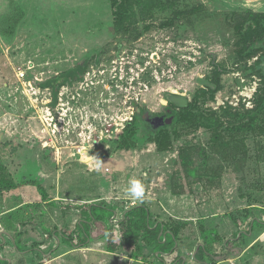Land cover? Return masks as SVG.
<instances>
[{
    "label": "rangeland",
    "instance_id": "rangeland-1",
    "mask_svg": "<svg viewBox=\"0 0 264 264\" xmlns=\"http://www.w3.org/2000/svg\"><path fill=\"white\" fill-rule=\"evenodd\" d=\"M110 1L0 0V16L22 15L12 35L0 33V182L14 186L0 192V203L13 201L24 180L41 185L52 197L57 191L78 198L115 191L132 199L130 181H139L140 202L152 205L159 220L192 227L206 218L207 228L216 233L208 247L217 257L245 251L257 239L259 254L246 264H264V163L257 169L253 161L229 164L208 184L200 170L194 172L203 162L200 152L182 165L178 150L159 152L143 141L140 152L129 155L133 166L120 171L129 157L111 151L123 119L131 116V123L144 113L136 122L137 133L143 136L145 122L148 132L154 131L155 116L168 107L166 95L194 102L199 90L212 88L216 69H222L221 89L214 100L199 97L198 108H253L255 92L264 89V42L254 46L251 56H239L238 37L227 16L233 9L237 14L264 12V0H140L121 28L112 22ZM83 60L88 65L82 79L63 85L60 100L57 95L51 101V88L40 85ZM208 136L198 130L185 138L204 145ZM120 173L126 175L123 183ZM111 175L120 180L110 191ZM36 185L28 187L33 195ZM110 202L115 201L106 200ZM249 230L252 236L234 240L235 249L224 247L227 238ZM108 231L110 249L121 253L122 247L112 243L113 230ZM187 233L179 240V255L185 264H200L193 259L197 249L188 246ZM205 263L240 261L212 263L206 257Z\"/></svg>",
    "mask_w": 264,
    "mask_h": 264
},
{
    "label": "trees",
    "instance_id": "trees-1",
    "mask_svg": "<svg viewBox=\"0 0 264 264\" xmlns=\"http://www.w3.org/2000/svg\"><path fill=\"white\" fill-rule=\"evenodd\" d=\"M139 1L111 0L110 8L113 24L121 28L125 22L129 21L133 14V4ZM194 10L192 9L190 12ZM21 16L20 14L17 17L16 13L13 12L1 15L0 33L5 37L12 35L13 29L17 26ZM227 18L238 37L239 56L254 54L256 52L254 46L264 42V12H254L246 9L237 14L233 9ZM257 64H259V61ZM87 65L86 60L80 61L71 69L58 74L57 77L42 83L40 86L51 88L53 100H56L59 89L63 85H70L74 81L82 79ZM221 72L222 69H216L213 73L212 88L205 87L199 90L196 93L194 102H188L185 108H178L168 103L167 109L155 116L159 121L156 123L154 131L148 132L149 124L145 122L144 129L141 131L142 137L137 133V127L135 126L139 116H144V113H140L134 118L133 122L127 123L125 128L117 134L114 150H136L143 148L146 143H151L159 152L178 150L181 161L184 160L182 165L192 163L191 157L195 152H200L203 154V162L200 164L201 166H194V172L196 168L197 171L200 170L208 180V184H213L215 178H219L221 171L229 164L237 162L244 165L246 162L253 161L255 169H257L260 163H264V89L255 92L253 96L254 106L248 110L236 111L230 107H225L220 108L219 111H202L196 105L197 99L201 96L206 97L208 100H214L215 94L221 89ZM151 118H154V116ZM198 130H204L209 134L204 145L185 138L188 134L195 133ZM139 139L142 140L141 145L138 143ZM143 141L145 144H143ZM185 154L187 157L184 156ZM27 183L36 185L30 180ZM36 187L42 200H46L47 194L41 185H36ZM13 188L12 184L0 182V192L10 191ZM94 207H101V205ZM93 217L91 213V218ZM150 219L151 215L148 207L142 203L138 207L131 208L127 212V221L121 223L122 227L120 228L123 232L124 244L127 248H132L133 252L130 255L133 257H153L161 264H168L166 255L171 256L176 253V257L170 264H177L176 262L181 264L185 257L179 255V240L185 238L183 234L186 231L188 232V246H194L197 249L193 258L197 263L208 264L205 263L206 257H210L212 263L231 258L230 254L217 257L210 252L208 246L213 242L216 233L207 228V225L211 224L206 221V218L198 220L192 227H188L187 223L175 221L167 223L162 221L159 225L153 227ZM246 219L247 217L242 221ZM255 220L258 219L255 218ZM160 231L163 232L161 237H159ZM239 233L240 231L233 234L231 238L235 239ZM240 234V238H242V234L247 235L248 231ZM18 235L22 236L23 233H18ZM232 244L231 240L226 239L224 247L228 249V246ZM34 247H36L35 244ZM257 247V243L252 245L240 264H246L247 261L251 260L254 253L258 255L259 253L255 251Z\"/></svg>",
    "mask_w": 264,
    "mask_h": 264
},
{
    "label": "crops",
    "instance_id": "crops-1",
    "mask_svg": "<svg viewBox=\"0 0 264 264\" xmlns=\"http://www.w3.org/2000/svg\"><path fill=\"white\" fill-rule=\"evenodd\" d=\"M139 150L136 149L140 152ZM111 151L120 152L126 158L135 150L112 149ZM105 157L110 159L112 156L105 153ZM87 160L90 162L89 158ZM112 160L111 158L110 161ZM129 160L130 157L125 164H122L120 171L128 170L129 166H133ZM111 166L114 164L112 163ZM124 175L120 173L119 178L122 179H119L120 181L111 175L108 181L110 191L117 187L113 185L116 179L123 183L126 179ZM27 182L21 181L25 187L21 186L19 195H15L13 201L11 197L8 204L0 203V264H161L153 257L133 259L130 255L132 248H127L124 244L121 223L127 221V212L131 208L144 203L140 202V198L132 199L128 196L126 198L122 192L116 193L115 191L100 195L94 192L88 198H78L76 194H66L63 191L61 194L57 191L56 197L46 193L47 198L43 201L38 192L33 195L28 188L30 184ZM77 200L81 201L80 204H75L74 201ZM106 200L115 202H110L108 205ZM127 200H132L129 203H134V205L127 208L129 204ZM144 204L148 207L153 227H156L162 222L158 219L160 216L158 211L152 205ZM100 205L101 207H94ZM91 213L93 218H91ZM109 229L113 230L112 243L114 247H122L121 253L110 249ZM18 233H23V235L20 236ZM162 234L163 232L160 231L159 237ZM247 235L252 236L251 230ZM239 238L240 233L235 239H227L234 244L233 240ZM259 238L261 239L262 236ZM255 243L257 239L252 244L250 243L248 248ZM34 244L37 247H34ZM233 244L229 245L228 249H235ZM84 249L87 250L82 253ZM247 249L242 251L238 248V253H231L230 259L241 261ZM176 255V253L171 256L166 255L167 263L170 264ZM185 259L183 258L181 264H185ZM220 261L223 260L218 262Z\"/></svg>",
    "mask_w": 264,
    "mask_h": 264
},
{
    "label": "water",
    "instance_id": "water-1",
    "mask_svg": "<svg viewBox=\"0 0 264 264\" xmlns=\"http://www.w3.org/2000/svg\"><path fill=\"white\" fill-rule=\"evenodd\" d=\"M166 100L168 103L175 105L178 108H185L188 104V99L183 96L168 94L166 95Z\"/></svg>",
    "mask_w": 264,
    "mask_h": 264
},
{
    "label": "clouds",
    "instance_id": "clouds-1",
    "mask_svg": "<svg viewBox=\"0 0 264 264\" xmlns=\"http://www.w3.org/2000/svg\"><path fill=\"white\" fill-rule=\"evenodd\" d=\"M129 195L134 199H138L143 196V188L139 181H130V188L128 189Z\"/></svg>",
    "mask_w": 264,
    "mask_h": 264
},
{
    "label": "built area",
    "instance_id": "built-area-1",
    "mask_svg": "<svg viewBox=\"0 0 264 264\" xmlns=\"http://www.w3.org/2000/svg\"><path fill=\"white\" fill-rule=\"evenodd\" d=\"M50 94H51V93H50ZM57 95H58V94H57ZM59 95H60V94H59ZM59 95H58V99H57V100H60ZM52 100H53V97L51 96V101H52ZM46 113H48V114H47V117H48V118H51V114H50L49 109L46 110ZM61 116H63V114H61ZM131 119H132L131 116H129V117L123 119L119 124H117L116 129H115V132L118 134L120 131H122V130L125 128L126 123H127L129 120H131ZM50 120H52V119H50ZM133 205H134V203H129V204L127 205V208H128V207H131V206H133Z\"/></svg>",
    "mask_w": 264,
    "mask_h": 264
},
{
    "label": "bare ground",
    "instance_id": "bare-ground-1",
    "mask_svg": "<svg viewBox=\"0 0 264 264\" xmlns=\"http://www.w3.org/2000/svg\"><path fill=\"white\" fill-rule=\"evenodd\" d=\"M84 156H85V155H82V154H81V159L84 158Z\"/></svg>",
    "mask_w": 264,
    "mask_h": 264
},
{
    "label": "flooded vegetation",
    "instance_id": "flooded-vegetation-1",
    "mask_svg": "<svg viewBox=\"0 0 264 264\" xmlns=\"http://www.w3.org/2000/svg\"><path fill=\"white\" fill-rule=\"evenodd\" d=\"M51 96L53 97L52 90H51Z\"/></svg>",
    "mask_w": 264,
    "mask_h": 264
}]
</instances>
